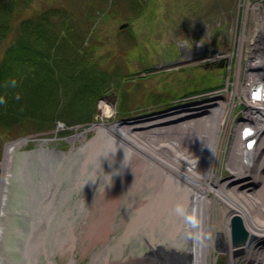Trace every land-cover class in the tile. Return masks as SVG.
Here are the masks:
<instances>
[{
  "label": "rangeland",
  "instance_id": "obj_1",
  "mask_svg": "<svg viewBox=\"0 0 264 264\" xmlns=\"http://www.w3.org/2000/svg\"><path fill=\"white\" fill-rule=\"evenodd\" d=\"M2 1L0 16L3 20L0 26L8 25L1 30L2 33L7 32L0 36V66L5 65L9 73H0V189L4 171L2 161L6 146L12 140L29 137L19 147V152L33 151L41 146L70 152L83 145L76 134L96 122L110 124L123 120H141L151 115L164 116L177 111L173 106L185 103L189 104L187 107L194 108L203 103L198 101L205 98L196 95L227 84L229 90H225L218 99V102H227L223 115L229 117L223 125V142L219 143L223 150L219 152L222 162L223 155H229L236 122L244 116L243 110L238 107L241 105L238 98L241 86L237 85V90L233 92L236 86L232 83L242 82L243 75L237 68L239 51H244L250 45L255 28H261L264 8L256 5L259 0H18L14 7L11 0ZM249 1L251 5H248ZM262 2L264 4V0ZM39 16L46 20L38 19L35 23L41 22L40 28H44L50 37L35 41L34 35H30L27 43L41 54L34 55L28 62H20L17 67L14 64L11 71V67L3 62L6 46L21 33L22 28L18 27L22 22ZM8 19L10 22L6 23ZM124 24L126 26L122 27ZM15 25L17 28H14ZM30 25L35 26L32 23ZM58 38L62 39V43L59 40L57 47L66 48L59 56L56 53L57 47L53 49L55 44L52 45ZM198 42L218 48L217 54L222 56L220 60H226V64L220 67L216 60L202 65L187 59L188 53L199 47ZM37 60L40 61L39 66L30 65ZM47 62L52 72L46 71ZM99 73L106 78L101 80L100 77L97 81L102 84L104 91L95 104L93 101L89 103L88 92L73 96L74 93L78 95L81 83H78V79L92 80ZM28 76H31L29 80H20ZM62 76L66 79L64 82ZM16 90L18 101L15 103L12 100ZM105 106L111 108L109 113L104 111ZM187 107L178 108V111ZM95 134L88 130L87 139L93 138ZM89 162L83 161L80 164L74 160V165L81 168L76 177H84L95 169L94 164H91L95 161ZM16 166H12L14 171ZM43 166L38 167V173L34 172L41 184L35 183L42 188L40 193L45 197L44 207L50 210L54 204V191L57 192V187L53 190V184L58 170L52 169L51 165L43 173ZM50 170L56 172L52 179L47 175ZM218 174L223 182L228 183L227 188L237 186L231 171L221 162ZM240 176H235V179H242L244 175ZM76 177H70L69 180ZM14 180L12 189L16 185ZM79 202L80 199L74 203L77 205ZM129 207L127 200L122 204V209L114 211L116 216H113L112 210L103 211L105 220L101 221L98 217L92 223L93 227L90 224L86 226L84 233L89 238L84 239L81 245L77 238L72 239L75 248L101 249L100 244L107 242L101 238L102 234L96 236L95 230L99 228L102 231L100 224L112 227L120 224L126 230V236L129 234L134 239L135 248L141 249L143 237L136 238L133 234L142 235L151 230L153 233L147 234L152 236L159 233V229H143L146 224L140 221L139 216L133 218L132 222ZM11 217L9 214L8 221ZM77 217L78 214H74L72 218ZM55 223L60 226L62 222ZM129 225L133 226V230L136 225L139 230L133 233ZM94 227L95 230L89 229ZM220 231L222 227L217 225L215 233ZM61 232L65 233L66 228L63 227ZM117 241L120 240L112 237V244ZM131 242L126 239V247L120 248L125 249L130 256ZM244 245L241 243L235 246L236 249L230 255L217 244L212 252L211 264H229L230 258L237 260L238 264H244ZM49 258L48 255L47 260Z\"/></svg>",
  "mask_w": 264,
  "mask_h": 264
},
{
  "label": "bare ground",
  "instance_id": "obj_2",
  "mask_svg": "<svg viewBox=\"0 0 264 264\" xmlns=\"http://www.w3.org/2000/svg\"><path fill=\"white\" fill-rule=\"evenodd\" d=\"M256 5L264 8L261 0ZM261 28L264 29V17ZM198 46L203 47L201 42ZM253 55V60L260 64V73L264 74V50L255 48ZM225 103L183 108L141 120L96 122L76 134L83 145L70 152L43 146L19 152L25 139L8 143L2 161L0 190V264H34L32 255L37 254L70 255V249L76 247L73 238L79 244L84 242L89 238L84 233L88 224L91 226L98 217L105 220L103 211L122 209L127 200L132 222L139 216L146 224L143 229H159L152 236L147 234L153 233L151 230L142 235L133 234L136 238L143 237L141 249L135 248L134 239L129 234L126 236V230L119 223L116 227L100 224L102 231L89 228L95 230L96 236L102 234L107 243L100 246L108 250L126 247V239L132 241V256L126 260L127 264H211L217 244L232 255L237 246L231 225L235 216L242 219L249 233L248 241L242 246L246 252L244 264H264V171H256L249 144L253 137L239 132L243 126L240 122H236L229 155H223L222 162L219 151L223 148L219 143L223 142V125L228 120L223 115ZM110 109L105 106L104 111L109 113ZM262 126L264 121L256 128L261 130ZM88 130L96 133L91 139H87ZM259 140L262 145L264 134ZM74 160L80 164L94 160L91 164L95 169L78 178L76 174L81 168L74 165ZM69 162L71 165L65 172ZM220 162L231 171L233 179L249 174L250 188L246 185L227 188L228 183L218 174ZM42 164L46 165L43 173L51 165L58 170L56 175L51 170L47 173L51 179L57 176L53 184L57 192L54 191L50 210L44 207L42 188L35 183L41 184L35 173ZM113 172L111 184L106 186L105 176ZM70 177L78 179L69 180ZM12 180L16 183L15 189H12ZM78 199L80 202L75 205ZM177 203L196 223L175 211ZM9 214L12 217L8 221ZM53 214L57 215L56 219ZM74 214L79 217L72 218ZM116 215L114 212L113 216ZM55 221L62 223L58 226ZM136 225L134 230L130 225L127 230L137 232ZM217 225L222 231L216 234ZM63 227L66 234L61 232ZM112 237L120 241L112 244ZM229 264L238 263L230 258Z\"/></svg>",
  "mask_w": 264,
  "mask_h": 264
},
{
  "label": "trees",
  "instance_id": "obj_3",
  "mask_svg": "<svg viewBox=\"0 0 264 264\" xmlns=\"http://www.w3.org/2000/svg\"><path fill=\"white\" fill-rule=\"evenodd\" d=\"M2 2L3 1L0 0V4ZM15 2H18V0H11V5L13 7L16 5ZM10 9H11V6H10ZM0 12H1V5H0ZM5 13H7V11ZM9 19H8V21L6 23L10 22ZM38 19L41 20V21L46 20V18H44L43 16H39L37 18L36 17H32V18H30V20L26 19L24 22H22L20 24V27H18V28H22L21 33L19 34V36L17 38H15L14 41L10 42L8 46H6L5 59H4L3 62H5V64L8 67H11V71H12V67L14 66V64H16V67H17L18 64L20 65V62H28L29 59H31L34 55L38 56V55L41 54V52L39 50H33V47L27 43V40L29 39L30 35H34V40L35 41H39L41 38L42 39L44 38V40H45L46 38L48 39L50 37V36L47 35V31L44 28H40V25H42L41 22L35 23V20H38ZM2 20H3V17L0 16V21H2ZM32 21H34V22H32ZM31 23L33 25H35V26H31L30 25ZM7 25L8 24H5L3 27L0 26V36L1 37L6 34L7 31L5 33H2L1 30L3 28H6ZM14 28H17L16 25L14 26ZM30 28H31V30H30ZM25 29H26V31H25ZM28 32H31V33H28ZM59 40L62 43V39L61 38H58L55 42H52V45L55 44L53 49H55L57 47V45L59 43ZM63 44H64V42H63ZM65 49L66 48L62 49L60 47H57L56 53L58 54V56ZM52 55H54V54H52ZM39 64H40V61L37 60V61H33L30 65L37 67V66H39ZM47 66H48V62H47ZM7 70L8 69L6 68L5 65H1L0 66V73H9ZM46 71L47 72H52L53 70L51 68H49V66H48ZM74 73H76V72H74ZM100 77H101V80L106 78L105 75L99 73V75L97 77H95L94 79H92V80H87L85 78L78 79L77 80L78 83L81 82L79 87H78V92H77L78 96L79 95L81 96L82 94L88 92V95H89V98H90V101L88 100L89 103L91 101H93L94 104H95L98 96L100 94H102L103 91H104V88H103L102 84L101 83L100 84L97 83V81L100 80ZM82 81H86V82H82Z\"/></svg>",
  "mask_w": 264,
  "mask_h": 264
},
{
  "label": "built area",
  "instance_id": "obj_4",
  "mask_svg": "<svg viewBox=\"0 0 264 264\" xmlns=\"http://www.w3.org/2000/svg\"><path fill=\"white\" fill-rule=\"evenodd\" d=\"M263 40L264 36L262 37L259 46H262L261 49L264 50ZM254 47L252 46L253 49L250 52V56L252 59H254L255 57L253 55ZM253 62L257 66V71L249 73L248 80L246 81V96L244 94L242 100V102L245 104V107L243 109L244 116L241 120V125L243 126L240 128V133H244V136L252 135L253 138L249 142L253 151L251 153L252 161L254 165L264 169V155L262 156V151L264 150V142L262 145L259 142L260 135L264 134V126H262L263 128L261 130L256 128L260 126V123H263L264 121V74L260 73V64L254 60Z\"/></svg>",
  "mask_w": 264,
  "mask_h": 264
},
{
  "label": "flooded vegetation",
  "instance_id": "obj_5",
  "mask_svg": "<svg viewBox=\"0 0 264 264\" xmlns=\"http://www.w3.org/2000/svg\"><path fill=\"white\" fill-rule=\"evenodd\" d=\"M69 252L70 255L67 256L63 254L50 257V264H127L126 260L131 257L126 254L125 249L79 250V248H71ZM32 258L34 264H47L48 261V256L44 254L32 255Z\"/></svg>",
  "mask_w": 264,
  "mask_h": 264
},
{
  "label": "water",
  "instance_id": "obj_6",
  "mask_svg": "<svg viewBox=\"0 0 264 264\" xmlns=\"http://www.w3.org/2000/svg\"><path fill=\"white\" fill-rule=\"evenodd\" d=\"M126 25H122L125 27ZM217 52L216 48L209 49L204 48L201 52H193L191 55V59H200L203 57L208 56L209 54H213ZM223 66V63L221 64ZM232 225V238L235 245H239L241 243H246L249 239V233L247 232L246 228L244 227L243 221L240 217L235 216L231 222Z\"/></svg>",
  "mask_w": 264,
  "mask_h": 264
},
{
  "label": "clouds",
  "instance_id": "obj_7",
  "mask_svg": "<svg viewBox=\"0 0 264 264\" xmlns=\"http://www.w3.org/2000/svg\"><path fill=\"white\" fill-rule=\"evenodd\" d=\"M114 175V172L105 176V179L108 181V183L106 184V186H109L111 184V176ZM175 211L181 215V216H185V218L187 220H189L190 222L192 223H196V220L194 217L190 216V215H186V212H185V208L180 204V203H177L176 206H175Z\"/></svg>",
  "mask_w": 264,
  "mask_h": 264
}]
</instances>
